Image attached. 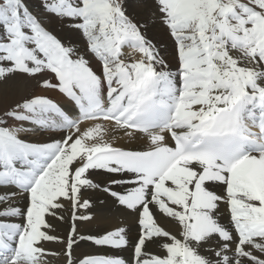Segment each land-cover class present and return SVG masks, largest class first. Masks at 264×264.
<instances>
[{"label": "snow or ice", "instance_id": "snow-or-ice-1", "mask_svg": "<svg viewBox=\"0 0 264 264\" xmlns=\"http://www.w3.org/2000/svg\"><path fill=\"white\" fill-rule=\"evenodd\" d=\"M17 77L69 103L0 95V264H264V0H0ZM88 192L130 223L82 234Z\"/></svg>", "mask_w": 264, "mask_h": 264}, {"label": "bare ground", "instance_id": "bare-ground-1", "mask_svg": "<svg viewBox=\"0 0 264 264\" xmlns=\"http://www.w3.org/2000/svg\"><path fill=\"white\" fill-rule=\"evenodd\" d=\"M130 4L135 5L136 0H129ZM137 14L144 15V9H137ZM59 35H63L62 33H58ZM149 38L153 39L161 48L166 46H170L171 41L167 36L166 30L163 29L158 23L151 26V31L148 33ZM125 53L130 51V49L125 48ZM95 71L99 72L100 68L99 65L93 61L92 64ZM51 78L50 74L49 77ZM5 92H8L10 95L15 92L17 94H37V95H46L57 102L61 103V105H67L69 102L63 97L60 93L46 90L37 86L35 80L17 77L13 80H10L7 84H0V95H3ZM32 140H44L46 137L36 135L30 137ZM125 143L127 141L125 140ZM133 146H139V144H134ZM86 198L91 196L94 203L93 206L84 211L83 214L92 215L93 219L89 222H84L80 224V231L82 234L86 235H96L98 233H103L105 230L111 231L115 228L121 226L122 224L127 226L130 223L129 218L121 211L120 206H111V201L106 198L103 194L100 193H85ZM103 201V203H101ZM67 217L69 215L68 212L64 213ZM68 223H64L58 228V233L60 235H67ZM136 233L133 230L130 235L134 236ZM45 247L49 250L59 252L61 250V245L55 242H49L45 244ZM91 248V249H90ZM93 254V255H104V256H111V257H122L126 260L130 259L131 257V248L129 247L128 250H121L116 248L110 247H99L93 245L91 242H80V246L74 248L73 255L74 257H80L83 254ZM47 259L50 261V264H65V257L63 255L60 256H49Z\"/></svg>", "mask_w": 264, "mask_h": 264}, {"label": "rangeland", "instance_id": "rangeland-1", "mask_svg": "<svg viewBox=\"0 0 264 264\" xmlns=\"http://www.w3.org/2000/svg\"><path fill=\"white\" fill-rule=\"evenodd\" d=\"M88 209H83V208H81V209H79V212L77 213V214H80V213H84V211H87ZM91 249V248H90Z\"/></svg>", "mask_w": 264, "mask_h": 264}]
</instances>
